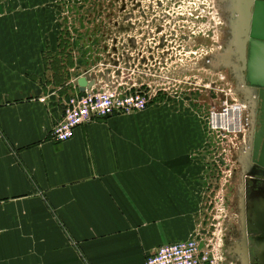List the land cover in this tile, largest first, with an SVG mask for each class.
Listing matches in <instances>:
<instances>
[{
    "label": "crops",
    "instance_id": "1",
    "mask_svg": "<svg viewBox=\"0 0 264 264\" xmlns=\"http://www.w3.org/2000/svg\"><path fill=\"white\" fill-rule=\"evenodd\" d=\"M10 53L0 50V264H145L204 232L206 143L189 116L163 102L55 141L67 98L40 93L35 53Z\"/></svg>",
    "mask_w": 264,
    "mask_h": 264
},
{
    "label": "rangeland",
    "instance_id": "2",
    "mask_svg": "<svg viewBox=\"0 0 264 264\" xmlns=\"http://www.w3.org/2000/svg\"><path fill=\"white\" fill-rule=\"evenodd\" d=\"M245 2L0 0V37L10 40L0 50L35 53L40 93L68 101L73 81L92 70L101 81L115 77L121 87L145 93L148 108L165 102L174 117L198 125L206 143L197 151L203 166L197 180L207 183L197 207L204 232L183 240L195 239L206 264L258 263L249 241L250 226L256 229L264 213V170L252 162L258 88L235 59L247 27ZM226 102L252 106L248 134V124L226 134L209 129L210 109Z\"/></svg>",
    "mask_w": 264,
    "mask_h": 264
},
{
    "label": "built area",
    "instance_id": "3",
    "mask_svg": "<svg viewBox=\"0 0 264 264\" xmlns=\"http://www.w3.org/2000/svg\"><path fill=\"white\" fill-rule=\"evenodd\" d=\"M92 70L86 73L91 74ZM85 73V74H86ZM99 78V83L81 92L78 87L69 97L63 119L52 129L51 137L58 142L72 139L75 129L98 119L114 115H127L148 108L149 101L145 93L121 87L115 77L108 81ZM251 107L246 104L226 102L223 106L213 107L208 114V127L214 133H231L245 130L248 124L253 129ZM250 124V125H249ZM245 130V131H246ZM201 257L195 239L183 240L160 246L150 254L145 264H206Z\"/></svg>",
    "mask_w": 264,
    "mask_h": 264
},
{
    "label": "water",
    "instance_id": "4",
    "mask_svg": "<svg viewBox=\"0 0 264 264\" xmlns=\"http://www.w3.org/2000/svg\"><path fill=\"white\" fill-rule=\"evenodd\" d=\"M245 9L248 15L247 27L235 59L241 64V70L246 72L249 83L258 88L257 114L260 127L253 139L252 162L264 170V0H246ZM99 78L96 73H86L75 79L74 85L84 92L98 84ZM256 227L251 230L250 226L249 239L258 264H264V222L261 221Z\"/></svg>",
    "mask_w": 264,
    "mask_h": 264
},
{
    "label": "bare ground",
    "instance_id": "5",
    "mask_svg": "<svg viewBox=\"0 0 264 264\" xmlns=\"http://www.w3.org/2000/svg\"><path fill=\"white\" fill-rule=\"evenodd\" d=\"M245 1V0H244ZM245 4H246V2H245ZM243 12L245 13V19H244V25H245V21L248 19V15H247V12H246V9H245V5H244V8H243ZM242 12V13H243ZM244 17V16H243ZM244 25L242 26V27H244ZM240 38L242 39V37H241V35H240ZM240 38H239V40H240ZM241 41H239V43H240ZM240 69H241V67L238 65V64H236ZM247 91V90H246ZM249 92V91H248ZM251 95V94H250ZM253 96V98H255V102L253 103V104H255V106L257 107V97H256V95H252ZM252 107V106H251ZM252 110H253V108H252ZM255 110V109H254ZM256 116H257V108H256V114H255V116H254V123H255V120H256ZM250 120V119H249ZM253 123V124H254ZM250 125V124H249ZM253 133H254V130H253ZM253 133H251L252 135H250V137L252 138V136H253ZM250 138V139H251ZM262 217V218H261ZM261 217H259L258 218V222H257V225H258V223H260L261 221L262 222H264V213L262 212L261 213ZM260 219H261V221H260Z\"/></svg>",
    "mask_w": 264,
    "mask_h": 264
},
{
    "label": "flooded vegetation",
    "instance_id": "6",
    "mask_svg": "<svg viewBox=\"0 0 264 264\" xmlns=\"http://www.w3.org/2000/svg\"><path fill=\"white\" fill-rule=\"evenodd\" d=\"M262 218V217H261ZM260 221H261V219H260ZM259 224V223H258ZM257 225V224H256ZM251 236V235H250ZM249 241H250V239H249ZM258 264V263H257Z\"/></svg>",
    "mask_w": 264,
    "mask_h": 264
}]
</instances>
